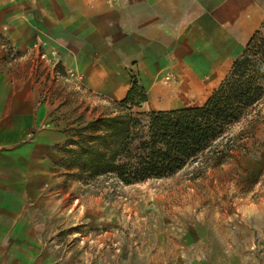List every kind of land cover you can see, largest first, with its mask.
Wrapping results in <instances>:
<instances>
[{
	"label": "crops",
	"instance_id": "0c3cea01",
	"mask_svg": "<svg viewBox=\"0 0 264 264\" xmlns=\"http://www.w3.org/2000/svg\"><path fill=\"white\" fill-rule=\"evenodd\" d=\"M262 24L264 0H0V36L17 53L0 68V264H92L60 250L79 212L53 187L65 135L37 90L39 52L56 53L61 70L76 74V89L104 100L125 98L135 76L147 93L143 112L199 107ZM243 126L246 138L226 158L167 195L183 205L166 241L196 228L205 243L210 229L227 260L254 259L247 246L264 229V194L248 198L251 182L264 177V108ZM199 207L192 222L190 209Z\"/></svg>",
	"mask_w": 264,
	"mask_h": 264
},
{
	"label": "rangeland",
	"instance_id": "374dc122",
	"mask_svg": "<svg viewBox=\"0 0 264 264\" xmlns=\"http://www.w3.org/2000/svg\"><path fill=\"white\" fill-rule=\"evenodd\" d=\"M16 57L17 53L9 51L5 41L0 40V68ZM37 68L36 75L42 79L37 90L41 98L49 101L53 122L63 131L64 142L67 138L65 131L75 127L79 121L89 122L112 111L110 100L91 95L81 87L76 89L72 82L54 80L46 68ZM261 108H264V100L249 109L239 124L231 126L212 149L164 183L148 181L125 186L103 177L81 181L74 170H68V163L62 161L65 154L61 151V161L56 166L60 178L53 182V187L67 192L62 203L74 206L79 213L78 225L62 232L60 250L72 248L87 259H83L84 263L92 264H264V229L253 230L255 240L247 246V251L254 254L251 261L227 260L221 246L214 243L215 231L210 229L205 230V243L201 238L202 231L196 228L186 231L184 240L174 238L166 241L167 235L175 231H167L166 226L169 223L173 226L180 220L183 205L179 203V198L167 201V195L184 182L196 184L207 167L222 157L215 155L218 147H229L226 158L232 149L239 146L246 138L242 133H246L244 126L240 129L242 124ZM251 183L249 188L252 193L248 199L257 203L259 196L264 194L260 193L264 190V177L255 189L253 183H256ZM202 210L203 207L196 208L193 214L190 209L189 220L196 222V214L202 213ZM255 214L253 211L251 216ZM177 233L179 237L180 231Z\"/></svg>",
	"mask_w": 264,
	"mask_h": 264
},
{
	"label": "trees",
	"instance_id": "16d2710c",
	"mask_svg": "<svg viewBox=\"0 0 264 264\" xmlns=\"http://www.w3.org/2000/svg\"><path fill=\"white\" fill-rule=\"evenodd\" d=\"M262 100L264 24L202 106L143 112L147 93L133 76L125 98L111 101V112L65 131L62 161L85 182L103 177L126 186L168 178L212 149ZM228 148L215 155L224 159Z\"/></svg>",
	"mask_w": 264,
	"mask_h": 264
},
{
	"label": "built area",
	"instance_id": "2783aa9c",
	"mask_svg": "<svg viewBox=\"0 0 264 264\" xmlns=\"http://www.w3.org/2000/svg\"><path fill=\"white\" fill-rule=\"evenodd\" d=\"M37 61L45 62L44 68H46V70L49 72L50 77H52L54 80H64L67 82H72L76 80V74L72 70H61L60 63L57 59V54L54 52H52L50 55L43 52H39ZM36 65L40 66V63H37ZM165 80L168 81L169 77H165ZM73 85L76 87L74 83Z\"/></svg>",
	"mask_w": 264,
	"mask_h": 264
}]
</instances>
